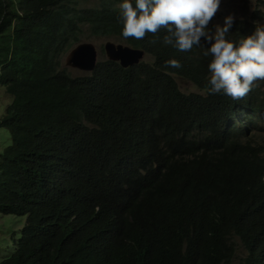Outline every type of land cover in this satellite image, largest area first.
<instances>
[{
    "label": "trees",
    "instance_id": "1",
    "mask_svg": "<svg viewBox=\"0 0 264 264\" xmlns=\"http://www.w3.org/2000/svg\"><path fill=\"white\" fill-rule=\"evenodd\" d=\"M121 3L0 0V85L12 97L0 117L10 138L0 151V213L26 215L0 264H222L235 255L233 235L264 260L263 147L243 141L239 126L226 149L203 143L192 131L195 102L175 89L162 107L157 95L173 81L166 71L178 70L167 60L209 69L206 39L180 51L163 42L166 29L124 38ZM90 37L123 38L152 59L127 68L105 59L75 75L61 59ZM256 84L233 100L262 112L264 80ZM73 175L106 180L110 210L89 211L98 185L69 196Z\"/></svg>",
    "mask_w": 264,
    "mask_h": 264
},
{
    "label": "clouds",
    "instance_id": "2",
    "mask_svg": "<svg viewBox=\"0 0 264 264\" xmlns=\"http://www.w3.org/2000/svg\"><path fill=\"white\" fill-rule=\"evenodd\" d=\"M77 1L76 6L79 8L92 7L93 5L83 7L81 1ZM240 1L245 5L243 12L246 17L234 19L232 15H229L225 18L223 26L216 24L213 31V27H209V23L214 19L221 0H135V6L132 0H123L119 6L124 25L122 35L124 38L134 37L137 40H142L146 33L155 35L161 29H166L167 35L163 37V42L180 51H190L193 46H204L201 43V38L206 39L207 50L204 55L213 57L209 63V69L203 68L197 62L191 66L193 63H185L177 59L167 60V66L178 70L166 71L171 75L173 81L161 86L157 92L159 101L162 107L166 106L165 96L175 89L194 101L196 108L192 121L193 134L197 140L217 149H226L228 145L226 133L238 126L241 127L246 132L242 137L243 141L252 137L257 145L263 147L257 161L256 173L259 179L264 182V138L261 139L259 134V130L264 128V104L262 112H258L253 111L252 105L237 104L233 100L244 98L252 91L253 87L258 86L257 81L264 80V11L257 10L252 3ZM237 32L242 34L239 35ZM116 43L144 51L143 58L133 65L141 63L146 56H148L147 59H152L151 54L145 48L133 46L126 40ZM76 44L63 55L62 64L67 53ZM105 56V59H109L106 51ZM105 59L98 58V62ZM195 71L197 75H194ZM178 77L191 82L196 90H183ZM224 94L231 98L226 99ZM228 101L232 103L228 105ZM201 113L208 115L209 118H199ZM96 185L101 187V192L90 200L89 211L96 212L100 218L111 208L112 196L107 188L106 180L101 177H93L84 181L75 179L73 175L63 189L69 196L74 197L87 192ZM233 238L237 242L235 255L230 262L222 264H247L248 262L264 264V260L251 259V250L239 235H233ZM239 247H242L246 254L239 258L238 262H235Z\"/></svg>",
    "mask_w": 264,
    "mask_h": 264
},
{
    "label": "rangeland",
    "instance_id": "3",
    "mask_svg": "<svg viewBox=\"0 0 264 264\" xmlns=\"http://www.w3.org/2000/svg\"><path fill=\"white\" fill-rule=\"evenodd\" d=\"M81 1V6H90L95 2V0H80ZM246 1L247 3H252L257 10L262 9L264 11V0H243ZM226 5V7H223ZM245 5L240 1V0H221L220 7L214 16V19L211 20L209 23V27H213L214 31V26L216 24H220L223 26L224 20L227 16L232 15L234 19H244L246 15L243 12V7ZM223 7V8H222ZM111 39L115 42L118 41H125L123 38H104V37H90V38H84L83 41H93L97 44L99 48V59H105V51L103 48L104 43L108 40ZM148 56H146L145 59H147ZM62 61V59H61ZM71 71L77 75L79 73H83L82 71L71 68ZM180 86L183 90L185 91H193L196 90L194 85L181 78H177ZM12 97L8 96L5 93V88L0 85V116L4 114L7 105L11 102ZM260 138H264V128L259 130ZM9 143V135L7 130L4 127H0V151H2L7 144ZM26 221V215H19V214H4L0 213V261L4 259L5 257L9 256L12 254V252L15 249V242L20 238L21 236V231L22 228L25 224ZM246 252L243 250L242 247H239L237 250V255L235 258V262H238L239 258H242Z\"/></svg>",
    "mask_w": 264,
    "mask_h": 264
},
{
    "label": "water",
    "instance_id": "4",
    "mask_svg": "<svg viewBox=\"0 0 264 264\" xmlns=\"http://www.w3.org/2000/svg\"><path fill=\"white\" fill-rule=\"evenodd\" d=\"M105 51L109 59L118 61L123 67L138 63L144 56V51L112 40L106 41ZM98 58V46L94 42L82 41L67 53L63 59V65L84 72H91L96 68Z\"/></svg>",
    "mask_w": 264,
    "mask_h": 264
}]
</instances>
